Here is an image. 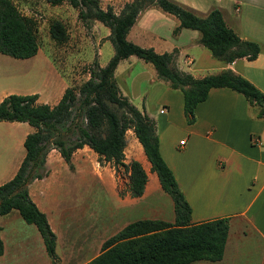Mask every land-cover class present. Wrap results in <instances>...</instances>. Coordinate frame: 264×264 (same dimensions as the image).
<instances>
[{
	"label": "trees",
	"instance_id": "trees-1",
	"mask_svg": "<svg viewBox=\"0 0 264 264\" xmlns=\"http://www.w3.org/2000/svg\"><path fill=\"white\" fill-rule=\"evenodd\" d=\"M45 1L58 4L63 0ZM66 1L76 9V17L83 24L97 20L108 27L104 38L110 41L113 51L104 65L93 59L88 76L77 86L64 87L52 105L37 102L36 92H11L0 100V120L26 121L33 128L22 140L24 154L15 172L0 183V215L15 208L25 222L34 224L46 253L54 261L55 233L44 212L30 198L28 183L44 173L49 148H56L70 165L72 152L85 144L96 153L97 160L125 170L129 194L140 195L146 174L137 160L123 161L124 133L129 128L161 189L171 198L173 220L146 217L129 221L106 237L99 252L83 264H185L197 259H219L228 229L227 217L190 221V206L159 152L154 120L119 91L113 72L119 60L130 54L150 63L158 79L181 91L187 123L195 118L196 103L206 97L209 88L219 86L242 94L249 104L256 106V116L264 117V92L242 75L224 68L193 76L172 64L173 50L157 52L150 46H141L126 39V32L142 9L155 6L178 19L173 33L181 27L198 30V41L213 57L225 62L241 56L254 58L260 44L239 37L216 6L198 14L177 0H127L115 12L110 4L102 7L99 0ZM48 33L57 43L67 37L65 26L57 18L49 21ZM37 48L35 18L21 12L13 0H0V52L23 58L34 54ZM2 250L0 238V254Z\"/></svg>",
	"mask_w": 264,
	"mask_h": 264
},
{
	"label": "crops",
	"instance_id": "crops-1",
	"mask_svg": "<svg viewBox=\"0 0 264 264\" xmlns=\"http://www.w3.org/2000/svg\"><path fill=\"white\" fill-rule=\"evenodd\" d=\"M124 1L127 0H122V3ZM177 1L190 6L198 14H205L213 6L218 7L225 23L239 37L257 41L260 44V51L252 59L241 56L230 62H225L215 58L198 41V30L181 27L173 33L172 29L178 23V19L155 6L146 7L138 13L126 32V39L141 46H150L157 52L173 50L172 64L193 76H202L230 68L264 92V0ZM106 3L110 4L115 12L120 9L122 4L107 1L101 6L104 7ZM89 25L92 34H94L93 28L97 27L98 21L93 20ZM108 31L98 36L95 55L106 45L108 39L104 37ZM139 59L133 54L120 59L114 68L113 75L119 91V80L126 84L127 82L131 83L132 77H134L131 74L133 64L138 65L147 78L159 83L153 84L157 88H161L163 94V103L158 107L157 113L154 114L159 122L158 128L155 129L158 148L190 206V221L198 222L223 216L228 219V229L221 257L217 260L197 259L185 264H264V117L256 116V106L249 104L242 94L231 88L219 86L209 88L206 97L197 102L194 107V120L191 123H185L181 91L178 88L167 86L166 82L161 84L162 82L155 80L157 77L154 68H150L146 64L148 62H140ZM97 63L101 65L99 61ZM11 92L25 94L36 91L35 89L18 90L12 87L0 88V100ZM132 92L133 89L130 95ZM36 93V101L45 102L40 99L38 92ZM121 93L127 95L124 92ZM161 107L163 111L159 112ZM174 114L178 117L180 127L171 133L167 131V123ZM148 116L151 117L149 114ZM2 121L11 124L16 123V125L26 123V121L0 120L1 141L4 135V127L1 125L4 122ZM31 130L30 126H26L18 135L17 143L22 142L25 134ZM180 139H183V143L178 142ZM130 144L133 149L130 148L128 154H124L123 161L137 160L146 174V181L141 194L138 196H131L127 189H125L123 200L116 193L115 196H112L115 203L112 208L116 210L117 215H120L119 212L128 209V207L137 206L139 202L147 199L152 192L163 191L135 136L130 137ZM84 146L86 145L77 147L71 156ZM53 150L54 148H49L46 153L44 165L47 173L39 178H33L27 185L30 198L44 212L49 226L48 212H51V207L60 206L56 201V196H54L55 190L58 189V193L59 189H63L62 180L67 179L66 175L55 173L51 167L49 157L51 154L56 155L51 152ZM21 158H18L17 162L16 159L10 160L11 163L7 168L0 166V173L2 170L4 172L8 170L5 172L8 174L6 179L10 178ZM59 161L65 167L66 162L64 160ZM97 183L104 192L107 191L108 186L110 187L99 175L97 176ZM110 189L108 190L109 193H111ZM84 205L85 203L82 202L79 206L84 210ZM71 207L68 203H63L57 217L60 236L64 237V248L61 254H59L60 240L57 243L56 231H53L55 232V247L58 245L57 248H54L60 257L58 264H77L82 257L80 250L75 252L73 249L74 246L78 245V240H73L71 231V220L74 218L72 213H69ZM10 218L16 219V230L19 231V233L16 231V243L21 240L20 230L23 231L25 228L29 229L26 230V233L32 232V235L38 237L39 232L35 225L32 223L31 225L34 226L28 225L18 211L12 208L0 215L1 240L3 224ZM164 220H173V215ZM88 227L81 232L82 235L86 233V237L83 238L87 241L100 244L104 239L102 236L111 235L105 231L101 232V229L97 228L95 224H92L89 229ZM50 228L52 229L51 226ZM116 230L118 229L111 232L114 233ZM81 234L80 236H82ZM22 238L27 239L28 237L23 236ZM3 253L4 246L0 259ZM85 261H82L81 264Z\"/></svg>",
	"mask_w": 264,
	"mask_h": 264
},
{
	"label": "rangeland",
	"instance_id": "rangeland-1",
	"mask_svg": "<svg viewBox=\"0 0 264 264\" xmlns=\"http://www.w3.org/2000/svg\"><path fill=\"white\" fill-rule=\"evenodd\" d=\"M13 1L21 12L30 14L35 18L38 48L34 54L23 58L12 57L0 52V88L12 87L18 90L35 89L42 101L54 103L61 95L64 87L68 85L77 86L88 76V67L91 65L93 59L104 65L112 54L113 49L109 40H106L105 43L107 48L103 46L96 55L94 54L97 49L96 42L99 39L98 36L105 33L108 27L98 21L97 27L93 28L94 34H92L91 24H83L78 20L76 9L70 6L66 0L58 4H49L45 0ZM107 1L114 2V4L122 3V0H99V3L103 5ZM54 18L59 19L63 23L67 32L66 39L58 43L53 41L48 33V23ZM139 60L143 62V60ZM146 64L150 68H153L150 63ZM131 67V74L134 77H132L131 83L127 82L128 86L119 80L120 91L126 93L130 101L137 108L153 117L156 129L159 126V122L154 114L157 113L158 107L163 103L162 89L154 86L153 84L159 83L147 78L138 65L133 64ZM155 80H159V82H162L161 84L165 83L162 79L157 78ZM167 86L171 87L168 84ZM129 89L130 92L133 89L131 95ZM162 117L164 116L162 115ZM183 120L187 123L185 117ZM2 122H4L1 123L4 127V135L3 140L1 141L0 139V166L7 168L11 163L10 160L16 159L17 162V159L22 157L24 153L22 142L17 143L18 135L21 134L26 126H30V128L32 126L27 122L21 123V125H16V123L11 124L7 121ZM167 126V131L171 133L180 127L177 115L174 114L171 117ZM124 136L126 147H124L123 153L128 154L130 148L133 149V146L130 144V137L134 136V134L128 128L125 130ZM51 152L56 154H51L49 157L51 167H53L55 173L66 175L67 177V179L62 180L64 188L59 189L58 193V189H56L54 194L60 206L57 208L50 206L52 209L51 212H48L50 226L53 231H56L57 243L60 240L59 254L62 253V249L64 248V237L60 236L57 217L60 214V208L63 203H68L69 206H72L69 209V213H72L74 216L73 220H71V231L73 240H78V245L74 246L73 249L75 252L80 250L82 253V257H80L81 259L78 262L80 264L97 253L100 250L101 242L109 236H102L104 239L100 244L98 242L87 241L83 238L86 237V233L81 234L86 227L89 226V229L92 224H95L97 228L101 229V232L105 231L107 234H112L115 229H119L122 225L135 219L146 217L168 219L173 215L172 201L165 191L152 192L147 199L139 202L137 206L128 207V209L120 211V215H117L116 210L112 208L115 204L112 196H115L116 193L121 200L124 199V192L127 189V173L125 170L121 167L115 168L109 162L97 160L96 153L87 147V145L76 151L70 158L71 164L68 165L66 163L65 167L59 161H63V159H61L62 157L59 155L57 149L54 148ZM43 167V174H46L47 170L44 164ZM5 172L2 170V173H0L1 182L7 180L8 174ZM98 175L102 180L107 182V186L110 185L105 192L97 183ZM109 189L111 193H109ZM76 193L78 194L76 195ZM119 197L118 200H120ZM82 202L85 203V211L79 206ZM27 224L31 225V223ZM3 225L2 240L4 253L0 259V264L59 263L60 257L57 251L55 250L56 259L52 261L44 250L41 236L38 233V237H36L32 235V232L30 234L26 233V230L29 229L20 230L21 240L16 243V231L19 233L16 230V219L10 218ZM24 233L26 235H23ZM23 236L28 238H22ZM57 247L58 245L55 248Z\"/></svg>",
	"mask_w": 264,
	"mask_h": 264
},
{
	"label": "built area",
	"instance_id": "built-area-1",
	"mask_svg": "<svg viewBox=\"0 0 264 264\" xmlns=\"http://www.w3.org/2000/svg\"><path fill=\"white\" fill-rule=\"evenodd\" d=\"M162 111H163V108H162V107L159 108V112H162ZM178 142H179V143H183V139H180Z\"/></svg>",
	"mask_w": 264,
	"mask_h": 264
}]
</instances>
